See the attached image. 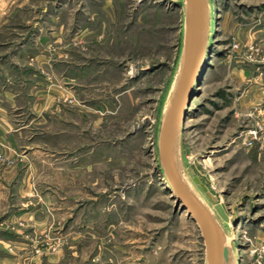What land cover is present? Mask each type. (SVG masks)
Segmentation results:
<instances>
[{"label":"rangeland","instance_id":"1","mask_svg":"<svg viewBox=\"0 0 264 264\" xmlns=\"http://www.w3.org/2000/svg\"><path fill=\"white\" fill-rule=\"evenodd\" d=\"M210 5L185 170L230 217L239 264H264V0ZM181 10L0 0V264H204L156 160Z\"/></svg>","mask_w":264,"mask_h":264},{"label":"water","instance_id":"2","mask_svg":"<svg viewBox=\"0 0 264 264\" xmlns=\"http://www.w3.org/2000/svg\"><path fill=\"white\" fill-rule=\"evenodd\" d=\"M178 3L182 8L179 52L159 109L156 160L176 202L199 230L204 264H239L233 236L226 229L227 215L206 186L196 176H188L182 153L187 105L204 66L212 31L210 0H178Z\"/></svg>","mask_w":264,"mask_h":264},{"label":"bare ground","instance_id":"3","mask_svg":"<svg viewBox=\"0 0 264 264\" xmlns=\"http://www.w3.org/2000/svg\"><path fill=\"white\" fill-rule=\"evenodd\" d=\"M180 7H181V5H180ZM163 176V175H162ZM167 186H168V184H167ZM169 187V186H168ZM170 189V188H169ZM170 191H171V193H173L172 192V190L170 189ZM202 193V192H201ZM174 195V194H173ZM175 196V195H174ZM176 198V197H175ZM228 217V220H227V222H229V224L231 223V221H230V217L229 216H227Z\"/></svg>","mask_w":264,"mask_h":264}]
</instances>
